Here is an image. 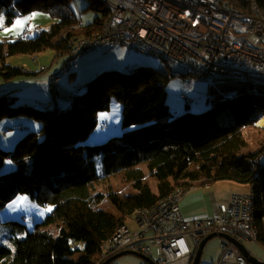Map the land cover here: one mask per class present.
I'll return each instance as SVG.
<instances>
[{"label": "trees", "instance_id": "1", "mask_svg": "<svg viewBox=\"0 0 264 264\" xmlns=\"http://www.w3.org/2000/svg\"><path fill=\"white\" fill-rule=\"evenodd\" d=\"M217 1L246 12L251 11L254 1L264 12V0ZM88 7L99 16L84 24L71 15L69 0H0V18L5 15L8 22L13 15L34 11H45L52 17L49 26L33 36L24 33L0 38L1 83L38 73L12 65L9 56L51 48L55 58L63 56L65 61L72 43L98 35L109 8L103 0H88ZM169 80L157 68L144 65L128 71L103 70L82 84L83 90H77L78 86L70 93L67 108L16 103L14 89L6 86L0 91V120L22 116L36 123V127H28L30 131L13 150L0 148V168L7 159L13 166L0 173V210L17 194L28 193L39 203L51 205L44 221L60 226V233L53 235L37 228L28 230L16 220L0 221L11 242L10 246L0 245V264H102L126 250H108L106 244L121 225L138 228L137 209L178 187L188 191L197 184L219 180L251 186L255 241L264 247V161L259 160L264 138L259 148L249 151L242 132L244 127H256L254 123L264 114V84L216 80L223 86L218 94V85L210 89L215 95L222 97L231 88L239 93L201 112L185 109L177 113L166 101ZM112 98L121 102L122 133L90 146L99 156L97 171L80 142L97 125L98 112L108 109ZM143 163L145 168L140 167ZM121 170L126 172L123 180L134 189L146 184V176L153 177L155 190L147 192L146 202L137 190L125 194L111 189L107 196L115 208L112 213L99 207L104 194L96 186ZM115 260L108 264H116ZM143 264L150 263L143 260Z\"/></svg>", "mask_w": 264, "mask_h": 264}, {"label": "built area", "instance_id": "2", "mask_svg": "<svg viewBox=\"0 0 264 264\" xmlns=\"http://www.w3.org/2000/svg\"><path fill=\"white\" fill-rule=\"evenodd\" d=\"M103 1L109 14L102 30L90 39L71 44L61 72L86 51L126 44L141 54L159 58L157 70L169 79L183 81L191 76L264 84V12L254 1L250 12L217 0ZM252 36L258 39L252 40ZM4 87L1 83L0 91ZM80 89L84 86L77 88ZM238 93V89L231 88L222 97ZM215 97L214 92L207 94L208 99ZM185 192L178 187L151 205L137 209L138 228L131 230L121 225L106 248L138 251L151 256L156 264H190L194 248L209 233L222 232L240 242L256 240L252 192L234 193L216 215L195 218L182 213L180 202ZM217 238L221 254L213 264H249L230 241L219 235Z\"/></svg>", "mask_w": 264, "mask_h": 264}, {"label": "rangeland", "instance_id": "3", "mask_svg": "<svg viewBox=\"0 0 264 264\" xmlns=\"http://www.w3.org/2000/svg\"><path fill=\"white\" fill-rule=\"evenodd\" d=\"M69 10L71 15L78 19L80 22L87 24L90 23L95 17L99 16V12L88 7V0H69ZM17 20L23 23L20 26H15ZM52 21V17L48 12L45 11H34L32 13H26L22 15H13L12 21L7 23L5 18L0 19V38L4 37H17L23 34L34 35L35 31L45 29L49 26ZM9 31L5 32V29ZM252 40H257V36H252ZM264 41V39H263ZM55 55L54 49H46L42 53L32 54H19L8 57V62L12 65L22 66L26 68L37 69L39 75H33L26 77L21 75L15 77L17 80L18 88L13 91L17 96L16 103H28L36 104L49 101L48 107H53L55 104L64 107L66 104L71 102L70 93L75 90L78 86L91 80L97 73L103 70L117 69L123 70V67L128 64L127 60H133L135 64H141L150 68H157L159 65V58L151 57L149 55L141 54L137 51L130 49L126 44H118L109 48H105L101 51L89 50L83 53L78 61L73 65L69 66L64 72H61V67L64 63V57H58L59 61L53 62L52 58ZM43 63L47 69L53 67L56 63L60 68L55 73H58L57 77L52 79V83L49 81L50 74L42 75V71L39 72L40 66ZM61 63V66H60ZM41 64V65H40ZM43 67V66H42ZM41 67V68H42ZM52 70V68H51ZM52 75L54 73H51ZM217 80V79H216ZM214 80H203L199 77L187 76L183 81L171 78L167 85V104L170 110L180 113L185 109L193 112H201L206 110L213 104L221 102L225 97H215L214 99H208L207 94L210 89L214 90L217 86V94L221 93L223 83ZM1 83V80H0ZM51 86V87H50ZM14 86L11 87V89ZM16 87V86H15ZM39 88V89H38ZM52 94V95H51ZM53 96L56 101H54ZM188 98V103L184 102V99ZM183 106L181 109L180 106ZM22 119H28L22 117ZM19 118L16 117H5L0 120V148L11 151L14 149L15 144L21 139L29 128H21ZM15 120H18L15 122ZM31 129L36 127V123L31 120H26ZM105 124L102 127V124ZM248 126L242 129L244 136L248 141L246 150L255 151L259 148L260 141L264 138V128L257 126ZM38 127V126H37ZM122 133L121 128V102L112 98L109 103V107L106 110H101L97 115V125L89 133L87 138L80 142L85 145L84 154L90 157L96 170L99 171L100 163L99 156L96 151H93L91 145L100 144L112 136H118ZM260 162L264 161V151L259 154ZM11 162L7 159L3 166L0 168V173H5L12 169ZM141 168H145L146 165L143 163L140 165ZM126 176L125 170H121L116 173L115 176H111L106 183H101L96 186V190L104 194L99 207L106 211L115 213L114 206L110 203L107 194L112 189L120 193H134L136 190L143 195L147 202V192L155 190V179L150 176L144 178V186L141 189H134L129 185L128 181H124L123 177ZM215 181L213 183H216ZM227 182V181H226ZM203 184V183H202ZM227 184V183H221ZM238 188L230 189L226 187L222 192H246L250 190L249 184L236 182ZM226 193V192H225ZM23 197L25 199L19 200L18 198ZM15 202V203H14ZM51 210V205H43L31 197L28 193L17 194L12 200H10L0 210V221L16 220L25 224L28 230H45L53 235L60 233V226L58 223L45 222V216ZM38 223V224H37ZM132 224V223H131ZM218 238L213 237L208 240L203 248V252L200 258L199 264H211V261L218 254ZM0 245L10 246V238L5 225L0 226ZM245 245L254 250L253 253L264 259V248L257 244H251L246 242ZM139 258V257H138ZM135 255H122L116 258V264H131L130 262H136L138 260ZM133 259V260H132Z\"/></svg>", "mask_w": 264, "mask_h": 264}, {"label": "crops", "instance_id": "4", "mask_svg": "<svg viewBox=\"0 0 264 264\" xmlns=\"http://www.w3.org/2000/svg\"><path fill=\"white\" fill-rule=\"evenodd\" d=\"M2 17L5 18V20H6V16L5 15H3ZM11 21H9V22L6 21V22L7 23H10ZM0 29H1V27H0ZM36 32H37V30L35 31V33ZM24 33L26 34L27 32L25 31ZM31 36H33V35H31ZM42 52H39V53H42ZM32 55H34V54H32ZM58 59H59L58 57L55 58L54 56L52 58L53 62L55 60H57L56 62H58L59 61ZM127 62H128V64L123 67V70L124 71L131 70V69H133V68L141 65V64H138V65L135 64V62L133 60L129 61V58H128ZM41 64H40L41 66H40L39 72L42 71V75L43 74H46L47 75L49 73L50 74L49 79H51L49 82L52 83V79L54 77L52 76L51 73L58 74V73H55V72H57L59 70L58 68H60L58 66L59 63L58 64L56 63L53 67H51L52 70H51V68L47 69L48 67L44 66L43 63H41ZM60 66H61V63H60ZM23 68L25 70L30 71V72H36V70H37V69L26 68V67H23ZM37 75H39V74L37 73ZM29 76H33V75H26V77H29ZM3 84L5 85V87L7 86V87H10V88L12 86H14L12 88V89H14L13 91H15L18 88V85H19V84H17L16 78H13L11 81L5 82ZM53 99H54L53 102H55L56 99H55L54 96H53ZM184 102H185V100H184ZM33 104H36V103L34 102ZM39 104H44V105L47 106V104H49V101H46V102H43L42 101ZM68 106H69V103L66 104L64 106V108H67ZM182 107L183 106L181 105L179 108L181 109ZM18 120L20 121V125H26L27 127L30 126V124L26 121L27 119L25 120V119L19 118ZM18 120H15V122H17ZM101 124H103V123H101ZM221 183H227V184H221ZM235 183H236V181H233V180H219L216 183L208 182V183H203V184H197V185H195L194 187L188 189V191H186L183 194V196H182V199H181V202H180V206H181L182 213L186 217H189V218H195V217H212V216L216 215L219 212V208L222 205H227L228 202H229L230 196L235 193V192L227 193V191H225L226 192L225 193V192H222V190H224L226 187H228L229 190L230 189H234V187L235 188H238V185H236ZM249 187H250V190L249 191H246V192H242L241 191L239 193H248V192H251V186L249 185ZM218 242H219V239H218ZM246 242L251 243V244H254V243H257V242L255 240L254 241L249 240V241H245V242H241V243H243L244 247L246 248L247 252L250 255H252L254 257H257L261 261H264L263 258H261L258 255H256V254L253 253L254 250L249 249L245 245ZM235 248H236L237 251L240 252V250L236 246H235ZM220 254H221V250H220L219 243H218V254L211 261V264H213L215 261H217L220 258ZM135 261L136 262H133L132 261L130 263L131 264H143V260L141 258H138V260H135ZM246 261L249 264H253V263L249 262L247 259H246Z\"/></svg>", "mask_w": 264, "mask_h": 264}, {"label": "water", "instance_id": "5", "mask_svg": "<svg viewBox=\"0 0 264 264\" xmlns=\"http://www.w3.org/2000/svg\"><path fill=\"white\" fill-rule=\"evenodd\" d=\"M219 236H222L224 237L225 239H227L228 241H230L234 246H236L241 254L251 263L253 264H264V261H261L260 259H258L257 257H254L252 255H250L246 248L244 247L243 243H241L240 241H238L236 238L228 235V234H224L222 232H220L219 234H216L214 232L208 234L205 238H203L198 246H197V249H196V252L194 254V257H193V260L191 262V264H199V261H200V257L202 255V252H203V248H204V245L205 243L210 240L211 238L213 237H218ZM126 254H132V255H136L138 257H140L141 259L149 262L150 264H156V262L149 256L143 254V253H140V252H136V251H133V250H122L116 254H114L113 256H111L110 258L106 259L102 264H108L110 263L112 260L122 256V255H126Z\"/></svg>", "mask_w": 264, "mask_h": 264}, {"label": "bare ground", "instance_id": "6", "mask_svg": "<svg viewBox=\"0 0 264 264\" xmlns=\"http://www.w3.org/2000/svg\"><path fill=\"white\" fill-rule=\"evenodd\" d=\"M255 124L259 127L264 128V114L258 118V120L255 122Z\"/></svg>", "mask_w": 264, "mask_h": 264}, {"label": "snow or ice", "instance_id": "7", "mask_svg": "<svg viewBox=\"0 0 264 264\" xmlns=\"http://www.w3.org/2000/svg\"><path fill=\"white\" fill-rule=\"evenodd\" d=\"M0 19H2V18H0ZM23 22L22 21H20V20H17L16 22H15V25H14V27L15 26H20L21 24H22ZM7 31H9V29H5V32H7ZM19 200H23V199H25V198H23V197H20V198H18ZM15 203V202H14Z\"/></svg>", "mask_w": 264, "mask_h": 264}]
</instances>
